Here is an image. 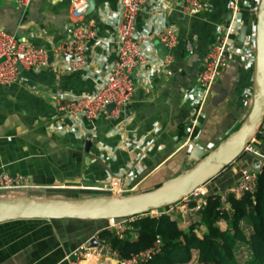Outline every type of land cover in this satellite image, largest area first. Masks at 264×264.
Segmentation results:
<instances>
[{
  "label": "crops",
  "instance_id": "1",
  "mask_svg": "<svg viewBox=\"0 0 264 264\" xmlns=\"http://www.w3.org/2000/svg\"><path fill=\"white\" fill-rule=\"evenodd\" d=\"M77 0H32L23 10L19 0H0V28L47 48L67 37L70 11ZM87 15L97 26V36L86 47L87 66L76 71L64 63L39 69H22L20 79L0 84V172L28 177L19 194L35 197L78 199L101 194L99 185L114 175H127L133 192L151 190L166 179L188 169L189 153L197 142L213 149L249 114L253 105L256 62V19L260 0H210L207 7L189 14L183 0H149L140 11L137 34L150 28L173 27L177 46L162 53L156 42L147 41L150 60L146 70L136 67V89L129 110L118 118L102 113L94 121H73L60 115L54 98L63 93L81 94L95 89L116 59V31L120 0H95ZM231 15L229 16V10ZM169 18L170 21H169ZM224 22L237 26L227 68L212 85L203 105L197 140L187 142L185 122L193 112L197 79L204 57ZM247 26L245 40L238 37ZM190 39L194 50L186 49ZM170 56L171 75L148 81L147 73ZM92 142L89 153L86 141ZM254 146L264 157L262 135ZM257 159L246 154L207 184L209 193L234 185L242 165ZM129 193V194H130ZM201 209H178L177 217L197 222ZM196 217V218H194ZM109 220L17 219L0 223V264H68L75 249L109 228ZM114 233V232H112ZM115 234V233H114Z\"/></svg>",
  "mask_w": 264,
  "mask_h": 264
},
{
  "label": "built area",
  "instance_id": "2",
  "mask_svg": "<svg viewBox=\"0 0 264 264\" xmlns=\"http://www.w3.org/2000/svg\"><path fill=\"white\" fill-rule=\"evenodd\" d=\"M210 0H184L182 8L185 12L192 14L207 7ZM22 9L25 11L32 0H19ZM149 0H120V20L116 31V53L117 57L111 64L110 69L102 79L97 80L96 87L91 92L81 94L63 93L54 98V103L60 115L65 116L77 123L80 118L86 117L94 121L102 113L110 117L118 118L126 110V106L133 99L136 89V78L133 71L136 67L146 70L150 60L147 57V41L157 39L166 47L171 49L179 43V34L173 27L164 26L151 30L148 28L141 34L136 32V23L140 11L144 9ZM90 4L88 0H77L70 11V23L67 27V37L51 48L37 46L21 38L15 32L0 28V84L10 85L20 79L22 69H39L51 64V54L54 55L55 65L63 62L65 68L76 71L87 66L86 47L88 41L97 36V26L93 20L87 19V9ZM231 8L240 11V4L233 0ZM239 34L237 26L232 22H224L219 25L215 40L210 45L205 57L204 65L197 79V96L193 99V112L185 122V131L188 135L187 142L196 141L194 136L196 128H199L202 116L203 105L209 95L212 85L218 76L224 71L232 53V44ZM186 49L193 52L194 47L190 39H186ZM170 56H166L164 62L158 63L151 69L146 77L151 81L156 76L171 75L169 68ZM113 108L108 111V105ZM253 139L245 148L246 154L255 156L259 160V168L251 164L242 165L238 181L227 190L220 192V211L224 213L231 209L229 195L237 197L249 194L256 197L258 188V175L264 165V157L254 146ZM127 175H114L108 181L98 186L102 193L129 194L136 187H129L126 183ZM29 186L28 177L25 175H11L5 171L0 172V191L16 190ZM209 194L207 184L200 186L186 196L180 202L153 210L152 216L161 213H168L177 218L178 209L195 207L201 209L205 198ZM146 214V215H147ZM145 215V214H144ZM140 216V215H139ZM138 216L125 218H112L110 230L116 235L123 237L127 224L134 221ZM100 246H92L91 241L84 243L66 259L68 264H143L150 260L161 250L162 242L158 239L155 246L142 250L129 258L122 257L116 250L104 241L96 237Z\"/></svg>",
  "mask_w": 264,
  "mask_h": 264
},
{
  "label": "water",
  "instance_id": "3",
  "mask_svg": "<svg viewBox=\"0 0 264 264\" xmlns=\"http://www.w3.org/2000/svg\"><path fill=\"white\" fill-rule=\"evenodd\" d=\"M87 15L96 9V1L88 0ZM184 1V0H183ZM231 9L229 10V16ZM171 18H169L170 21ZM247 26L240 31L238 41L245 40ZM162 53L169 48L160 41L156 42ZM136 76V68L133 71ZM108 105L107 110L113 108ZM129 105L126 106V111ZM264 124V0H260L256 19V62L255 83L252 108L239 128L229 133L213 149L201 143L193 145L189 153L192 166L187 170L163 181L158 187L148 191L130 194L102 193L78 199L57 197H35L29 194L0 196V223L17 219H81L108 220L150 213L174 205L189 196L200 186L208 184L219 176L245 152L246 146L256 138ZM92 146L86 141V151ZM259 160L253 161L259 168ZM92 185L102 183L91 182ZM92 246H100L96 237L91 239Z\"/></svg>",
  "mask_w": 264,
  "mask_h": 264
},
{
  "label": "trees",
  "instance_id": "4",
  "mask_svg": "<svg viewBox=\"0 0 264 264\" xmlns=\"http://www.w3.org/2000/svg\"><path fill=\"white\" fill-rule=\"evenodd\" d=\"M261 135L262 128L256 138ZM229 201L231 209L221 213L219 193H209L197 222L168 213L145 214L127 224L123 237L105 229L100 238L125 258L160 239L159 253L143 264H264V165L256 197L229 195Z\"/></svg>",
  "mask_w": 264,
  "mask_h": 264
},
{
  "label": "rangeland",
  "instance_id": "5",
  "mask_svg": "<svg viewBox=\"0 0 264 264\" xmlns=\"http://www.w3.org/2000/svg\"><path fill=\"white\" fill-rule=\"evenodd\" d=\"M242 124V123H241ZM240 127V126H239ZM192 163L189 165V167H191ZM188 167V168H189ZM18 192L17 191H14V190H1L0 191V196H15V195H18L17 194ZM102 194V193H101ZM196 218V217H194Z\"/></svg>",
  "mask_w": 264,
  "mask_h": 264
}]
</instances>
